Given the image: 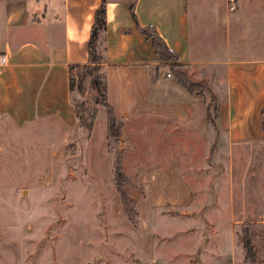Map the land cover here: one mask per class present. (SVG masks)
Masks as SVG:
<instances>
[{"label":"crops","instance_id":"1","mask_svg":"<svg viewBox=\"0 0 264 264\" xmlns=\"http://www.w3.org/2000/svg\"><path fill=\"white\" fill-rule=\"evenodd\" d=\"M103 2L106 25L97 46L120 149L145 154L150 199L176 210L160 211L167 218L161 227L185 235L182 264H221L224 255L211 236L232 235L264 211V0H236L233 11L227 0H195L191 18L189 0H0V132L13 147L40 124L68 132L76 126L68 68L88 64ZM147 28L194 82L197 73H224V89L206 87L216 98L212 122L208 91L191 94L178 83L172 64L161 62L141 32ZM126 134L139 138L141 148L130 151ZM218 153L226 157L221 183ZM196 234L202 235L197 243ZM228 248L233 264L232 242Z\"/></svg>","mask_w":264,"mask_h":264},{"label":"rangeland","instance_id":"2","mask_svg":"<svg viewBox=\"0 0 264 264\" xmlns=\"http://www.w3.org/2000/svg\"><path fill=\"white\" fill-rule=\"evenodd\" d=\"M195 11V0H189L190 18ZM192 28L195 33L193 23ZM193 76L204 87L224 89L223 72ZM72 100L83 121L77 118L70 132L43 123L15 147L0 132V264H182L185 235L161 227L167 218L160 211L176 210L150 199L152 187L143 184L145 154L120 149L109 133L106 113L100 114V108L105 111L101 92L89 80L82 91H73ZM124 136L135 147L130 151L141 148L139 138ZM153 157L160 160L159 154ZM214 161L221 183L226 157L218 153ZM116 170L122 178H116ZM153 191L159 195L160 187ZM255 214L236 225L232 235L211 236L224 255L221 264H232L230 242L233 264H250L247 241L255 264H264V211ZM200 236L196 234V243Z\"/></svg>","mask_w":264,"mask_h":264},{"label":"trees","instance_id":"3","mask_svg":"<svg viewBox=\"0 0 264 264\" xmlns=\"http://www.w3.org/2000/svg\"><path fill=\"white\" fill-rule=\"evenodd\" d=\"M132 8L133 5L131 6V9ZM105 16L106 7L105 2H103L94 15V24L92 26L90 39L88 42V64L83 66H70L68 68V84L70 93H73L74 90L82 91L84 82L89 80L92 87L98 90V92H101L103 107H105L107 110L109 133L111 137L117 138L119 134V127L113 116L112 109L107 104L106 83L102 72L103 57L98 51L97 46L99 36L105 29ZM141 32L146 35L147 38L151 39L153 48L156 54L159 56L161 62L172 64V69L176 70V79L184 89H186L191 94L197 93L199 95H203V92L208 91V93L211 95V101L207 106V120L212 122V114L216 115L217 113L215 96L202 84L199 82H194L190 76L182 70L181 66L173 65L176 62L175 55L167 48L165 43L160 39L154 29H141ZM80 108L82 109V107ZM78 110L79 107H76V118H79L81 121H83V118H80V112H78ZM115 174L116 178H122V175L118 170H116ZM244 248L246 250V258L248 259L249 263L255 264L253 249L249 241L244 243Z\"/></svg>","mask_w":264,"mask_h":264},{"label":"built area","instance_id":"4","mask_svg":"<svg viewBox=\"0 0 264 264\" xmlns=\"http://www.w3.org/2000/svg\"><path fill=\"white\" fill-rule=\"evenodd\" d=\"M227 4H228V10L229 11H233L235 8V1L234 0H227ZM167 77H169V75H167Z\"/></svg>","mask_w":264,"mask_h":264}]
</instances>
